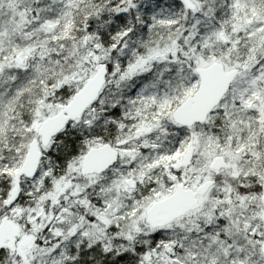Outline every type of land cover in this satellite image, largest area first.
I'll return each mask as SVG.
<instances>
[{
  "label": "snow or ice",
  "instance_id": "6c2138e0",
  "mask_svg": "<svg viewBox=\"0 0 264 264\" xmlns=\"http://www.w3.org/2000/svg\"><path fill=\"white\" fill-rule=\"evenodd\" d=\"M0 264H264V0H0Z\"/></svg>",
  "mask_w": 264,
  "mask_h": 264
}]
</instances>
